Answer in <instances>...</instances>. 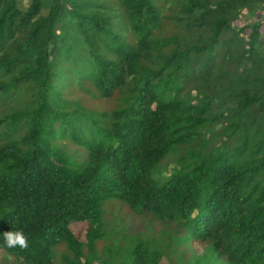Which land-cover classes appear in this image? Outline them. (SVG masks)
<instances>
[{"label":"trees","instance_id":"obj_1","mask_svg":"<svg viewBox=\"0 0 264 264\" xmlns=\"http://www.w3.org/2000/svg\"><path fill=\"white\" fill-rule=\"evenodd\" d=\"M245 11L264 0H0V249L264 264V32ZM116 208L139 228L112 232Z\"/></svg>","mask_w":264,"mask_h":264},{"label":"rangeland","instance_id":"obj_2","mask_svg":"<svg viewBox=\"0 0 264 264\" xmlns=\"http://www.w3.org/2000/svg\"><path fill=\"white\" fill-rule=\"evenodd\" d=\"M257 18L263 23V32H264V14H258L257 17L249 15L246 11L244 13L241 21L238 22V25L248 24L254 22ZM67 146L70 147V150L76 149L75 145L67 141ZM130 216L125 215V210L121 211L118 208L109 212L106 220H108L110 225V230L112 232L119 233L122 235L124 233H131L136 231L139 228L140 220L138 222L132 223L128 218ZM88 222L73 223L72 230L73 232L82 240L85 239L86 232L88 229ZM194 251H188L187 254L183 255L182 258H178L175 264H206L204 255L206 251L205 246L198 245L197 243H191ZM214 264H227L222 262L219 258L213 256ZM0 264H20V261L14 256L7 254L5 251L0 249ZM98 264V263H96ZM160 264H172L167 258H164Z\"/></svg>","mask_w":264,"mask_h":264},{"label":"clouds","instance_id":"obj_3","mask_svg":"<svg viewBox=\"0 0 264 264\" xmlns=\"http://www.w3.org/2000/svg\"><path fill=\"white\" fill-rule=\"evenodd\" d=\"M4 244L8 248L19 247L21 249H27L29 245V237L23 231V229L5 231L3 234Z\"/></svg>","mask_w":264,"mask_h":264}]
</instances>
